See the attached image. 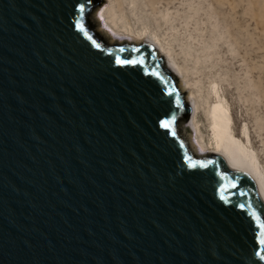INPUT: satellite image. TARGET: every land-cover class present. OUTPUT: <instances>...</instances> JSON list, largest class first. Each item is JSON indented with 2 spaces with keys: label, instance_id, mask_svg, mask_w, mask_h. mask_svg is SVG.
I'll return each instance as SVG.
<instances>
[{
  "label": "water",
  "instance_id": "1",
  "mask_svg": "<svg viewBox=\"0 0 264 264\" xmlns=\"http://www.w3.org/2000/svg\"><path fill=\"white\" fill-rule=\"evenodd\" d=\"M105 3L0 0V264H264L252 177L196 150L189 92Z\"/></svg>",
  "mask_w": 264,
  "mask_h": 264
},
{
  "label": "rangeland",
  "instance_id": "2",
  "mask_svg": "<svg viewBox=\"0 0 264 264\" xmlns=\"http://www.w3.org/2000/svg\"><path fill=\"white\" fill-rule=\"evenodd\" d=\"M129 3L127 0L125 16L135 32L145 28L156 32L175 53L180 65H188L192 54L200 56L198 63L203 64L201 70L205 75L196 81L195 91L198 88L202 91L204 110L198 120L206 141L211 136L207 102L217 100L216 92H212L213 98H208L207 91L217 84L232 110L236 135L244 126L249 128L252 146L264 167V0H134L130 6ZM98 10L93 13L95 21ZM193 127L191 120L184 125L190 129L186 137H192L198 145L200 133Z\"/></svg>",
  "mask_w": 264,
  "mask_h": 264
},
{
  "label": "bare ground",
  "instance_id": "3",
  "mask_svg": "<svg viewBox=\"0 0 264 264\" xmlns=\"http://www.w3.org/2000/svg\"><path fill=\"white\" fill-rule=\"evenodd\" d=\"M126 3L127 0H108V4L103 9L100 10L99 8L95 16L96 21L101 26L99 31L105 33L113 45L128 42L138 45L147 43L154 48L159 57L166 60L170 69L181 81V90L189 92V99L194 104L195 111L191 123L194 126L193 128L200 133L198 145L192 141V137L189 140L196 147V150L202 156L217 154L225 157L237 170L243 171L252 177L257 192L264 197V167L252 146L249 128L244 126L239 136L236 135L232 110L226 96L220 95L219 85L217 86V84L209 87L207 91L208 98H213L212 92H216L217 99H214L212 103L207 102L209 109L206 114L211 132L209 141H206L201 134L198 118L202 108L204 110V102H202V94H200L202 92L201 88L195 91L196 81L205 75V72L201 70V68H204L203 64L199 65L198 63L200 56L192 54L188 65L185 63L184 66L180 65L175 53L165 45L164 39L156 32L148 28L136 32L133 30L128 18L125 16ZM133 4L134 0H130L128 5ZM103 24L106 28H103ZM189 65L192 67L189 68ZM184 130L185 134L188 131L190 132L189 128H184Z\"/></svg>",
  "mask_w": 264,
  "mask_h": 264
},
{
  "label": "trees",
  "instance_id": "4",
  "mask_svg": "<svg viewBox=\"0 0 264 264\" xmlns=\"http://www.w3.org/2000/svg\"><path fill=\"white\" fill-rule=\"evenodd\" d=\"M89 26L92 27L93 29H95V26H96L94 21L91 18L89 19Z\"/></svg>",
  "mask_w": 264,
  "mask_h": 264
}]
</instances>
